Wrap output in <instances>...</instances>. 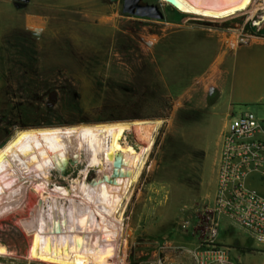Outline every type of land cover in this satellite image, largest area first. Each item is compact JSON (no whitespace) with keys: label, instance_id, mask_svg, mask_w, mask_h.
<instances>
[{"label":"rangeland","instance_id":"obj_1","mask_svg":"<svg viewBox=\"0 0 264 264\" xmlns=\"http://www.w3.org/2000/svg\"><path fill=\"white\" fill-rule=\"evenodd\" d=\"M152 1L162 20L124 14L119 1L0 0V146L19 129L161 119L122 211L119 255L122 264H176L170 254L183 253L194 264L220 136L231 115L264 120V7L254 0L209 18ZM71 163L52 171L53 182L83 178L84 164ZM95 177L91 168L85 178ZM40 203L39 190L1 166L0 243L13 254L0 264H43L25 257ZM219 223L217 241L241 264L263 263L246 229Z\"/></svg>","mask_w":264,"mask_h":264},{"label":"bare ground","instance_id":"obj_2","mask_svg":"<svg viewBox=\"0 0 264 264\" xmlns=\"http://www.w3.org/2000/svg\"><path fill=\"white\" fill-rule=\"evenodd\" d=\"M165 1L181 12L209 18L230 16L255 4L254 0ZM260 1L257 5L264 7ZM160 123L161 119H137L25 128L0 146V168L22 185L39 190L41 203L26 259L43 264H122V211L140 181L153 131ZM129 131L143 137L137 147L128 140ZM70 160L84 164L83 178L68 186L53 182L52 171L64 173ZM91 168L96 177L88 181ZM12 254L0 243V255Z\"/></svg>","mask_w":264,"mask_h":264},{"label":"built area","instance_id":"obj_3","mask_svg":"<svg viewBox=\"0 0 264 264\" xmlns=\"http://www.w3.org/2000/svg\"><path fill=\"white\" fill-rule=\"evenodd\" d=\"M220 218L249 232L264 264V120L251 112L231 115L221 134L207 236L192 253L194 264H241L231 246L217 241Z\"/></svg>","mask_w":264,"mask_h":264},{"label":"water","instance_id":"obj_4","mask_svg":"<svg viewBox=\"0 0 264 264\" xmlns=\"http://www.w3.org/2000/svg\"><path fill=\"white\" fill-rule=\"evenodd\" d=\"M110 1L116 2L119 0ZM140 1L141 0H122V13L142 19L162 20L164 18V13L158 3H141Z\"/></svg>","mask_w":264,"mask_h":264},{"label":"crops","instance_id":"obj_5","mask_svg":"<svg viewBox=\"0 0 264 264\" xmlns=\"http://www.w3.org/2000/svg\"><path fill=\"white\" fill-rule=\"evenodd\" d=\"M258 42H261V41H258ZM228 122H229V120H228ZM227 126H228V123L225 126V129L227 128ZM220 141H221V136H220V140H219V143H218V150H219V146H220ZM217 156H218V154H217ZM216 162H217V160H216ZM215 180H216V176H215ZM242 248L243 247H236V249H238V250H241ZM170 255H173L172 261L176 262V264H180V263L181 264H192L191 263V259H189L188 257H185V255H183V253H182V256H179L177 254H170ZM170 255H168V256H170Z\"/></svg>","mask_w":264,"mask_h":264},{"label":"flooded vegetation","instance_id":"obj_6","mask_svg":"<svg viewBox=\"0 0 264 264\" xmlns=\"http://www.w3.org/2000/svg\"><path fill=\"white\" fill-rule=\"evenodd\" d=\"M119 2L122 4V0H119ZM141 3H154L152 0H141Z\"/></svg>","mask_w":264,"mask_h":264}]
</instances>
